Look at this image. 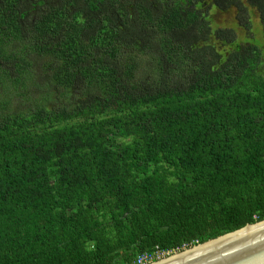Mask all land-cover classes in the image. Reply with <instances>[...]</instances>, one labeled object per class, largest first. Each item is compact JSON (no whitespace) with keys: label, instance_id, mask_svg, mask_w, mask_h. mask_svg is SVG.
<instances>
[{"label":"trees","instance_id":"trees-1","mask_svg":"<svg viewBox=\"0 0 264 264\" xmlns=\"http://www.w3.org/2000/svg\"><path fill=\"white\" fill-rule=\"evenodd\" d=\"M262 44L264 0H0V264L263 221Z\"/></svg>","mask_w":264,"mask_h":264},{"label":"water","instance_id":"water-1","mask_svg":"<svg viewBox=\"0 0 264 264\" xmlns=\"http://www.w3.org/2000/svg\"><path fill=\"white\" fill-rule=\"evenodd\" d=\"M178 254L153 264H264V220Z\"/></svg>","mask_w":264,"mask_h":264},{"label":"built area","instance_id":"built-area-1","mask_svg":"<svg viewBox=\"0 0 264 264\" xmlns=\"http://www.w3.org/2000/svg\"><path fill=\"white\" fill-rule=\"evenodd\" d=\"M192 247H194V245H190V246L184 245L182 248L180 249L178 248V250H174V251L173 250H163L159 247H156L154 250L150 252H145L139 255L134 262L128 263V264H153L167 257H171V255L173 256V254L186 251Z\"/></svg>","mask_w":264,"mask_h":264},{"label":"rangeland","instance_id":"rangeland-1","mask_svg":"<svg viewBox=\"0 0 264 264\" xmlns=\"http://www.w3.org/2000/svg\"><path fill=\"white\" fill-rule=\"evenodd\" d=\"M211 15H212V21L215 23V24H217V21H220L221 20V18H222V16L223 15H225V13H220V11L218 12L217 11V9H213V11H212V13H211ZM230 16V15H229ZM223 18H225V17H223ZM232 23H235L236 22V19H234L233 21H231ZM262 46H263V49H264V44H262ZM141 66H142V69H145V68H147L148 66H149V62H148V60L147 59H145V58H141ZM178 254V253H177ZM175 254H173V256H174ZM179 255V254H178ZM171 257H172V255H171ZM168 258V257H167ZM166 259V258H165ZM162 260H164V259H162ZM161 260V261H162ZM158 262H160V261H158ZM156 263V262H155Z\"/></svg>","mask_w":264,"mask_h":264},{"label":"bare ground","instance_id":"bare-ground-1","mask_svg":"<svg viewBox=\"0 0 264 264\" xmlns=\"http://www.w3.org/2000/svg\"><path fill=\"white\" fill-rule=\"evenodd\" d=\"M198 247H200V246H198ZM197 248V247H196ZM193 249H195V248H193ZM175 256H177V255H175ZM174 257V256H173ZM172 258V257H171Z\"/></svg>","mask_w":264,"mask_h":264}]
</instances>
